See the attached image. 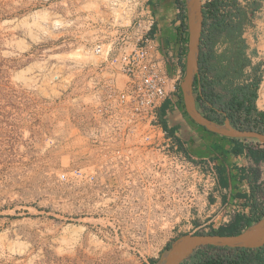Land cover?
I'll return each instance as SVG.
<instances>
[{
  "label": "built area",
  "instance_id": "obj_1",
  "mask_svg": "<svg viewBox=\"0 0 264 264\" xmlns=\"http://www.w3.org/2000/svg\"><path fill=\"white\" fill-rule=\"evenodd\" d=\"M155 24L143 4L126 29L78 49L49 77L38 73L20 97L30 159L34 150L38 162L55 155L57 178L98 198L103 214L89 223L100 225L101 243L127 246L117 258L145 262L175 231L227 227L250 208L223 199L213 164L188 156L163 124L161 108L178 89L188 43L163 48Z\"/></svg>",
  "mask_w": 264,
  "mask_h": 264
},
{
  "label": "rangeland",
  "instance_id": "obj_2",
  "mask_svg": "<svg viewBox=\"0 0 264 264\" xmlns=\"http://www.w3.org/2000/svg\"><path fill=\"white\" fill-rule=\"evenodd\" d=\"M141 6V0H0V264L149 263L117 258L127 246L119 249L101 243L100 225L89 223L92 216L103 214L101 208H95L98 198L58 179L55 169L61 167L55 155L49 154L48 162H38L34 150L30 159L22 145L20 105L23 86L33 87L38 73L44 71L49 77L68 58L79 57L78 49L123 31ZM161 33L164 38L165 30ZM246 70L251 73L250 67ZM263 74L261 64L257 76ZM185 75L186 64L177 91L166 99L171 104L170 116L161 119L169 126L177 116L182 127L178 138L181 136L195 160H202V155L212 154L210 136L215 135L188 115L181 88ZM194 94L197 96L196 91ZM197 107L204 115H214L198 100ZM218 119L226 120L222 115ZM263 198L261 184L256 202H264ZM210 231H175L167 243L155 246L160 250L156 259L184 234Z\"/></svg>",
  "mask_w": 264,
  "mask_h": 264
},
{
  "label": "trees",
  "instance_id": "obj_3",
  "mask_svg": "<svg viewBox=\"0 0 264 264\" xmlns=\"http://www.w3.org/2000/svg\"><path fill=\"white\" fill-rule=\"evenodd\" d=\"M177 5L180 9L178 19L181 20L182 26H185L188 18L186 2L185 0H177ZM255 9L257 8L248 10L238 0H206L204 2L200 70L194 82V90L202 89L201 94L196 96V101L207 103V108L214 114H208L207 117L222 122L221 119H218V115H222L229 118L235 127L256 128L264 132V111L259 110L256 106L258 89L262 81V76H257L259 67H253L250 73L251 80L244 82L246 68L251 65V60L246 52L248 45L244 32L246 25L250 23V14H253ZM154 33H156V27H154ZM159 39L162 47L165 48L166 42L160 37ZM187 39L189 41V32ZM220 42L227 44L228 47L223 52L218 53L215 46ZM169 64L170 67H173L172 59H169ZM229 139L236 143L231 149L234 154L245 152L256 164L264 162V147H257L254 144L245 145L240 142V140L247 139ZM179 143L188 156L192 157L184 142L179 140ZM215 170L220 188L229 187L231 175L227 166L221 165ZM259 177L258 168H252L248 180L252 187V194L249 198L253 201L250 205L249 198H247L244 203L246 207L249 205L253 209L256 207ZM263 216L264 210L258 215L255 212L251 216L238 214L227 227L207 233L236 235ZM203 248L207 251L200 256V264H264V246L254 249H231L214 246ZM152 261L155 264L157 259H152Z\"/></svg>",
  "mask_w": 264,
  "mask_h": 264
},
{
  "label": "crops",
  "instance_id": "obj_4",
  "mask_svg": "<svg viewBox=\"0 0 264 264\" xmlns=\"http://www.w3.org/2000/svg\"><path fill=\"white\" fill-rule=\"evenodd\" d=\"M242 6L247 8L248 10L251 8H257L254 10L253 14H250V23L246 25L244 37L246 38V42L248 45L247 48V56L251 60L250 70H252L253 67H259L261 64L264 67V0H238ZM141 4H147L149 5L152 10L154 17L156 19V34L158 37H162V39L165 42H169L168 44H173V42L177 40H184L186 43H188L187 34H188V22L186 20V25L182 26L181 20L178 19V13L180 10H178L177 0H141ZM204 4V3H203ZM179 11V12H178ZM165 30L166 36H164L161 33V30ZM160 35V36H159ZM160 37V38H161ZM228 45L223 43H218L215 46V49L218 53L223 52L225 49H227ZM251 80L250 74H248L246 70L245 80L244 82H249ZM264 84V74L262 76V81L260 83V87L258 89V98L256 100V106L259 110L264 111V89H262V85ZM194 91L198 94H201L202 89L197 88ZM204 105L208 106L207 103H204ZM171 104H168L167 101L164 102L162 108H161V115L162 118H167L170 116V106ZM209 109V108H207ZM210 110V109H209ZM178 117L175 116V121L172 125L166 126L169 127V130L174 133L177 138L179 137L180 133L182 132V127L179 126V120H177ZM162 120V119H161ZM165 121V119H164ZM163 122V121H162ZM167 125V124H166ZM199 134H202L203 136L207 135L202 130H198ZM204 133V134H203ZM209 135V134H208ZM210 136V135H209ZM210 138L213 140V144L211 147V155L204 154L208 153V151H204V155H202V160L207 161L211 164H213L214 168H218L221 165L227 166L228 170L230 171L231 180H230V186L229 187H223L221 188L222 197L225 200L228 199H237L240 202H243L247 198L251 196L252 187L250 185V182L248 180L249 176H251V170L252 168H258L260 177L258 179V185H264V162H261L260 164H256L254 160H252L251 157L246 155L245 152L240 154H234L231 149L236 144L234 141H232L229 138H224L221 135L210 136ZM183 139L178 138V141ZM241 143H244L245 145H252L255 143H247L245 140H240ZM220 187V186H219ZM253 199L249 198V204L251 205V202ZM249 205V207H251ZM243 206H246L243 204ZM257 206V204H256ZM247 213L244 215L251 216L254 214V212L261 213L264 208H248ZM261 210V211H260ZM259 213V214H260ZM201 250H196L194 254L187 260H185L182 264H200L199 258L202 256V253H199ZM205 251H207L205 249ZM156 259V258H155ZM149 260L147 264H153L150 263Z\"/></svg>",
  "mask_w": 264,
  "mask_h": 264
},
{
  "label": "water",
  "instance_id": "obj_5",
  "mask_svg": "<svg viewBox=\"0 0 264 264\" xmlns=\"http://www.w3.org/2000/svg\"><path fill=\"white\" fill-rule=\"evenodd\" d=\"M188 22V53L186 75L181 88L185 109L191 119L211 133L236 139H252L264 144V132L255 129L238 128L229 118L224 122L215 121L204 115L197 107L194 82L200 70L201 39L204 24L203 0H185ZM246 248L264 246V216L236 235L213 233L184 234L164 250L155 264H182L196 250L203 247Z\"/></svg>",
  "mask_w": 264,
  "mask_h": 264
}]
</instances>
